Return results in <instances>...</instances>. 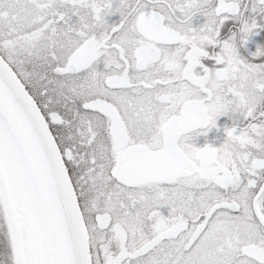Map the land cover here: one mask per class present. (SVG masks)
Masks as SVG:
<instances>
[{
  "label": "snow or ice",
  "instance_id": "snow-or-ice-1",
  "mask_svg": "<svg viewBox=\"0 0 264 264\" xmlns=\"http://www.w3.org/2000/svg\"><path fill=\"white\" fill-rule=\"evenodd\" d=\"M0 264H264V0H0Z\"/></svg>",
  "mask_w": 264,
  "mask_h": 264
}]
</instances>
